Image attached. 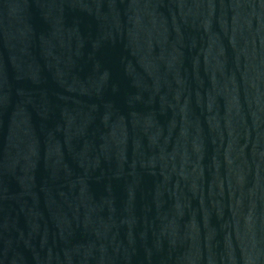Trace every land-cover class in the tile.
<instances>
[{
    "label": "water",
    "instance_id": "95a60500",
    "mask_svg": "<svg viewBox=\"0 0 264 264\" xmlns=\"http://www.w3.org/2000/svg\"><path fill=\"white\" fill-rule=\"evenodd\" d=\"M0 264H264V0H0Z\"/></svg>",
    "mask_w": 264,
    "mask_h": 264
}]
</instances>
